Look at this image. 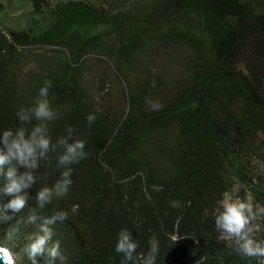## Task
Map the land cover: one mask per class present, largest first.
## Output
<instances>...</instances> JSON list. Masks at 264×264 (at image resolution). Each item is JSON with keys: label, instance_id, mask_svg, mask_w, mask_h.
<instances>
[{"label": "trees", "instance_id": "obj_1", "mask_svg": "<svg viewBox=\"0 0 264 264\" xmlns=\"http://www.w3.org/2000/svg\"><path fill=\"white\" fill-rule=\"evenodd\" d=\"M50 1L26 0L21 27L0 21V131L15 128L19 109L52 81L53 142L72 126L87 154L72 166L68 195L42 213H69L51 225L67 264H121L123 228L138 256L157 237L156 264H257L215 230L214 213L225 192L264 209V0H150L122 9ZM36 16L48 24L29 26ZM105 68L120 83L117 106L100 103L107 79L97 72ZM56 155L41 162L49 184L59 176ZM254 225L264 239V216Z\"/></svg>", "mask_w": 264, "mask_h": 264}, {"label": "clouds", "instance_id": "obj_2", "mask_svg": "<svg viewBox=\"0 0 264 264\" xmlns=\"http://www.w3.org/2000/svg\"><path fill=\"white\" fill-rule=\"evenodd\" d=\"M51 88L52 81L46 80L32 104L19 109V124L0 131V199L10 197L7 203L0 202V226L6 225L0 227L2 264H16L13 246L19 249L17 252L25 264H67L61 241L54 239L51 225L67 221L69 213L55 208L50 216L42 213L55 200L68 195L73 184L72 166L85 159L87 154L85 141L73 137L75 129L72 126L67 127V135L53 142L49 123L58 117V112L52 107ZM158 107L153 105L154 109ZM86 119L91 125L96 117L90 113ZM33 120L37 123L33 124ZM50 153L57 154L56 167L59 170V176L51 184L48 183V173L40 172L42 161L51 162ZM33 189L34 206L29 207ZM172 206L178 208L180 203L173 202ZM25 209H28L25 215H18ZM75 210L73 206L72 211ZM261 216H264V209L255 208L247 198L229 192L223 193L214 213L215 230L231 242L235 252L254 259L257 264H264V239L256 238L258 228L254 225ZM148 245L146 254L136 255L139 245L132 232L123 228L118 233L115 251L123 254L121 264H156L160 244L155 235L149 237ZM197 264H203V260Z\"/></svg>", "mask_w": 264, "mask_h": 264}, {"label": "rangeland", "instance_id": "obj_3", "mask_svg": "<svg viewBox=\"0 0 264 264\" xmlns=\"http://www.w3.org/2000/svg\"><path fill=\"white\" fill-rule=\"evenodd\" d=\"M51 0L50 2H54ZM64 1V0H62ZM95 5L103 4H112L114 9L127 8L132 4H144L150 0H88ZM0 3L4 4V8L0 11V21L4 24H7L9 27H21L23 26L24 21L29 17V3L26 0H0ZM19 14V15H18ZM40 16H36L27 20L29 26H41L43 28L48 21H42ZM25 24V23H24ZM102 75V78L107 79L105 85L102 86L100 95V103L103 105H108L115 103L116 106L120 104L119 101L113 99V95L120 90V83L116 78L112 77L110 72L105 68L97 72ZM96 74V73H95ZM97 75V74H96ZM109 76V77H108ZM109 94V95H108ZM108 95V96H107ZM14 259L16 264H19V253L16 248L12 247Z\"/></svg>", "mask_w": 264, "mask_h": 264}, {"label": "water", "instance_id": "obj_4", "mask_svg": "<svg viewBox=\"0 0 264 264\" xmlns=\"http://www.w3.org/2000/svg\"><path fill=\"white\" fill-rule=\"evenodd\" d=\"M0 264H2V261H0Z\"/></svg>", "mask_w": 264, "mask_h": 264}, {"label": "snow or ice", "instance_id": "obj_5", "mask_svg": "<svg viewBox=\"0 0 264 264\" xmlns=\"http://www.w3.org/2000/svg\"><path fill=\"white\" fill-rule=\"evenodd\" d=\"M0 255H2V254H0Z\"/></svg>", "mask_w": 264, "mask_h": 264}]
</instances>
